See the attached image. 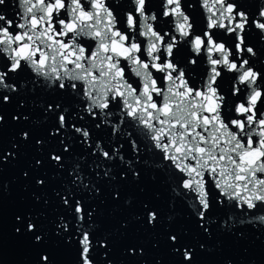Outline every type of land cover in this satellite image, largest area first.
<instances>
[{
  "label": "snow or ice",
  "instance_id": "snow-or-ice-1",
  "mask_svg": "<svg viewBox=\"0 0 264 264\" xmlns=\"http://www.w3.org/2000/svg\"><path fill=\"white\" fill-rule=\"evenodd\" d=\"M132 3L121 15L108 0H19L15 26L0 14V264H8L4 165L28 150L36 155L22 175L35 190L15 214L9 237L27 253L23 264H62V252L71 254L70 264H114L118 244L124 256L138 258L145 255L142 234L161 229L174 264H197V248H206L199 237L215 234L213 208L239 209L241 216L258 205L264 211V69L249 62L257 52L247 43L253 26L264 40V10L250 21L240 0H203L209 31L198 35L186 11L195 5L164 0L162 15L172 18L174 32L162 35L149 22L158 19L149 14L151 0ZM7 7L0 0V9ZM224 34H232L230 46ZM139 37L147 40L143 48ZM178 44H190L201 62V53L207 56L211 75L203 87L185 79L174 56ZM197 58L185 63L197 65ZM221 69L236 74L228 99L220 94ZM9 121L20 131L6 142ZM146 172L171 194L167 211L158 192L127 195ZM53 184L57 207L50 215ZM105 195L113 204L135 203L131 221L121 220L114 231L101 227L98 198ZM176 202L192 227L178 225ZM228 219L236 223L234 215ZM255 219L264 226V215ZM233 225L224 220L222 233L243 238Z\"/></svg>",
  "mask_w": 264,
  "mask_h": 264
},
{
  "label": "water",
  "instance_id": "water-1",
  "mask_svg": "<svg viewBox=\"0 0 264 264\" xmlns=\"http://www.w3.org/2000/svg\"><path fill=\"white\" fill-rule=\"evenodd\" d=\"M6 2L9 4V7L6 9H0V14L5 15L6 18L13 19V26H15V22H20L21 8L19 5V0H6ZM108 2L110 4L117 5L121 15H124L127 11L134 7L132 0H108ZM151 2L152 8L150 9L149 14L156 13L158 19L157 21L149 22L152 23L154 27L158 25V31L163 29L161 32L162 35L164 32H174V25L171 23L172 18L162 15L164 11V0H151ZM230 2H232V0H230ZM240 3L243 4V8L246 11V14L249 15L250 21L253 16L259 17V12L264 10V0H240ZM182 4L195 5V7L186 10L195 20L193 29L194 32L198 35H202L204 31H209V29H207V16L210 15V13H208V11L203 7V0H182ZM139 23V18H137L138 27ZM225 23H227V21H225ZM210 31L224 33L223 29H211ZM231 35L232 34H224V40H229ZM177 39H180L178 35ZM139 40L142 42L141 47L143 48L144 45H146L147 40L144 37H139ZM247 43L249 46L254 48V51L257 52V56L250 58L249 62L252 63V60H255V68L257 70L264 69V40L260 38L259 29H256L254 26L252 27L249 32ZM177 48L179 49V52H177V49H174L175 60L179 61V67H184L185 79L188 80L190 85L194 84L196 87H203L206 80L211 75V65H209L207 61V56L204 53H201V56L204 57L203 61L201 62L199 58L195 57V53H193L190 44H183V46L178 44ZM191 58H197V65L185 63V60H190ZM237 63H239V60H237ZM190 69L195 70L190 71ZM221 71L222 75H224L225 70L221 69ZM235 75V73L231 72H227L226 75H224L225 83L224 88L220 93L221 95H225V93L228 91L229 78ZM34 76L35 74L33 73V77ZM129 76L131 79H139L131 73H129ZM41 82H43V78H41ZM219 82L220 78L217 80V83ZM232 83L237 84L238 81H232ZM239 87L244 90L243 85H239ZM37 96L40 99H43L46 98V93L38 91ZM225 99H228L227 95H225ZM237 102H239V100H237ZM24 127L27 126L25 125ZM19 131L20 126H17L14 122L9 121L4 127L3 134L5 141L7 142L10 137L15 136ZM77 151H79V149H77ZM35 155L36 154L34 152L28 150L20 161L4 165V173L2 178L4 184L3 219L6 235V260L8 261V264H23V261L27 256L26 252L12 244L9 237L12 231L15 214L25 201L31 200V194L35 190L31 181L22 175V173L27 170L29 162L35 157ZM70 162L73 161L70 160ZM153 174L156 173L146 172L141 184L129 186L127 195L136 196L137 199H144L145 197H150L153 192H158L161 196L162 207H164V209L167 211L171 194L162 183L155 184L149 179V176ZM160 175L163 177L167 175V173H160ZM54 187L55 184L50 185L47 191V196L51 199L52 207L46 209V211H48L50 215H55L53 210L57 207V201L52 191V188ZM216 191L218 192L219 190ZM100 199H103L104 201V203H101L100 205L102 212L100 217L102 230L114 231L121 220L131 221L135 211V203L133 204V207L128 208L125 207L122 201L118 205L113 204L111 198L107 195H105L103 198H98V200ZM220 199L224 198L220 197ZM246 211L248 212V216H241L239 214V209L229 208L227 206L213 208V219L218 221L214 227L215 234L211 239L203 235L199 237L200 242L204 243L206 248L204 250L197 248V264H225L226 260H231L232 264H264V226H259L260 221L255 219V217L259 215H264V211L259 210V205L257 209H248ZM174 212L178 217V225L189 228L192 227L191 223L186 224L184 222V214L187 212V209L183 204L176 202ZM232 215L236 217V223L234 225L233 221L228 219V217ZM241 219L245 221L244 224H240L239 221ZM224 220H228V223L233 225L234 231L239 230V232H243V238L239 236V233L236 235L225 236L221 229V224L224 222ZM253 224L258 225V227H253ZM142 235L146 245L145 255L138 258L126 257L121 253L120 246L118 244L117 248L110 255V258L113 259L114 264H132L133 261L135 264H157V261H160V264H174L176 258L169 254L167 246L163 243L164 237L162 229L158 232L143 233ZM155 241H160L159 246L154 247ZM103 251L104 249H99V253L102 254ZM59 259L62 261V264H70L72 257L70 253L62 252L59 256ZM97 259L103 260V256L98 255Z\"/></svg>",
  "mask_w": 264,
  "mask_h": 264
}]
</instances>
